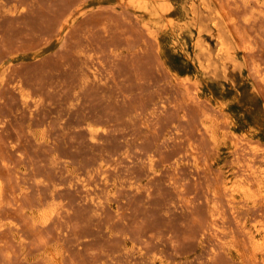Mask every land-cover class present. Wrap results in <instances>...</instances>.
Instances as JSON below:
<instances>
[{"label": "rangeland", "instance_id": "rangeland-1", "mask_svg": "<svg viewBox=\"0 0 264 264\" xmlns=\"http://www.w3.org/2000/svg\"><path fill=\"white\" fill-rule=\"evenodd\" d=\"M263 239L264 0H0V264H264Z\"/></svg>", "mask_w": 264, "mask_h": 264}, {"label": "bare ground", "instance_id": "bare-ground-1", "mask_svg": "<svg viewBox=\"0 0 264 264\" xmlns=\"http://www.w3.org/2000/svg\"><path fill=\"white\" fill-rule=\"evenodd\" d=\"M213 137H214V136H213ZM214 139H215V138H214ZM251 167H252V166H251ZM250 171H251V170H250ZM257 171H258V170H257ZM245 172H246V171H245ZM258 172H259V171H258ZM246 173H248V172H246ZM246 173H245V174H246ZM254 173H256V172H254ZM245 174H244V175H245ZM258 174H260V173H258ZM241 175H243V174H241ZM251 176H253V174H252ZM254 176H256V175H254ZM245 177H247V176H245ZM257 177H258V176H257ZM248 178H249V177H248ZM243 179H244V178H243ZM249 179H250V178H249ZM249 179H248V180H249ZM254 179H255V178H254ZM256 179H257V178H256ZM261 179H262V178H261ZM241 180H242V179H241ZM246 180H247V179H246ZM233 181H234V180H233ZM242 182H243V181H242ZM245 182H246V181H245ZM249 182H250V184H251L252 181L249 180ZM246 183H247V182H246ZM234 184H235V183H234ZM238 184H239V183H238ZM241 184H242V183H241ZM241 186H242V188H243V186H245V185H241ZM248 186H249V185H248ZM224 187H225V186H224ZM246 187H247V186H246ZM239 189H240V187H239ZM240 190H241V189H240ZM244 191H245V190H244ZM244 191H243V192H244ZM229 193H230V192H229ZM246 193H247V190H246ZM246 193H245V195L248 194V193H247V194H246ZM232 194H233V192H232ZM234 194H235V193H234ZM243 194H244V193H243ZM238 196H239V195H238ZM246 197H247V196H246ZM246 197H245V198H246ZM243 200H244V199H243ZM248 201H249V199H248ZM251 201H252V200H251ZM253 203H254V200H253ZM243 204H244V203H242V205H243ZM242 205H241V206H242ZM216 221H217V220H216ZM216 226H217V224H216ZM214 227H215V226H214ZM217 227H218V226H217ZM219 228H220V227H219ZM220 229H221V228H220ZM216 230H218V229H216ZM218 231H219V230H218ZM218 231H215V232H218ZM256 231H257V230H256ZM257 232H258V231H257ZM220 233H221V232H220ZM215 235H216V233H215ZM217 235H218V233H217ZM219 235H220V234H219ZM253 235H255V234H253ZM253 235H252V236H253ZM261 236H262V234H261ZM262 237H263V236H262ZM263 240H264V239H263ZM261 241H262V240H261ZM261 241H260V242H261ZM254 242H256V241H254ZM256 243H257V242H256ZM259 244H260V243H259ZM259 244H258V245H259ZM258 245H257V246H258ZM256 249H257V248H256ZM263 250H264V249H263ZM263 250H262V251H263ZM260 253H261V252H260ZM263 253H264V251H263ZM258 254H259V253H258ZM260 257H261V256H260Z\"/></svg>", "mask_w": 264, "mask_h": 264}]
</instances>
